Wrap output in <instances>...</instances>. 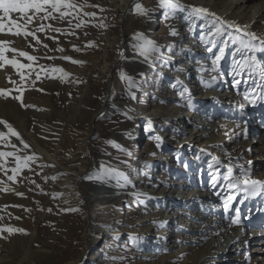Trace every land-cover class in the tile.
Instances as JSON below:
<instances>
[{
	"label": "rangeland",
	"instance_id": "obj_1",
	"mask_svg": "<svg viewBox=\"0 0 264 264\" xmlns=\"http://www.w3.org/2000/svg\"><path fill=\"white\" fill-rule=\"evenodd\" d=\"M243 1L182 3L208 8L223 19L264 35V0L252 1L248 8ZM75 2L83 4L85 0ZM137 3L154 11L147 16L137 14ZM85 12L96 15L85 16ZM17 15L13 14L14 18ZM80 20L84 23L75 28ZM44 22L62 30H48L47 36L37 33L48 48L37 45L31 37L0 34V39L12 41L10 47L40 58L38 64L60 67L70 74L65 79L59 75L42 77L34 86L30 81L24 84L23 104L35 107H24L11 96H0V119L11 123L29 145L24 149L16 137H11V144L17 148L0 141V151L20 156L34 152L38 157L31 164L32 170L24 169L16 182L7 181L0 173V179L14 189L0 191V227L25 229L3 233L7 239L0 238V264H264V194L246 198L245 193L226 188V181L215 187L211 182L218 167L214 157L232 167L236 174L239 166L244 165L251 169L253 178L264 180V101L258 99L253 105L244 99L254 85L247 76H235L232 72L234 59H241L239 53L232 54L238 45L229 43L220 62L221 74L211 71L216 49L207 52L199 39L198 25L203 21L192 25L185 13L165 19L159 0H87L78 18L74 13L73 17ZM34 27L35 24L30 26ZM170 27H175L179 35L171 36ZM124 32L125 60L113 72L116 88L111 109L97 121L98 133L90 139L94 117L120 55ZM135 33H143L160 45H174L172 53L162 48L170 58L168 66L158 62L153 68L145 62L133 49ZM227 38L226 35L219 39ZM89 42H93L92 46ZM59 48L64 51H58ZM8 55L11 57L12 53ZM62 57L84 63H72ZM17 58L29 63L24 57ZM202 65L208 70L201 72ZM178 68L183 71H177ZM121 69L139 82V88L134 89L135 100L127 95ZM212 76L217 77L216 83L206 87L202 80ZM9 77L20 85L15 70L6 66L0 69V88L16 87ZM234 78L242 81L239 86L234 84ZM177 79L190 90L195 107L187 106L180 86L173 87ZM253 79L260 83L258 72ZM12 95L19 93L14 91ZM182 116L185 118L181 119ZM148 120L153 124L151 130H147ZM0 131L7 129L0 125ZM155 136L162 138L159 147ZM109 140L132 155L106 143ZM43 150L53 157L51 161ZM91 155L93 169L87 175L97 172L104 163L126 172L131 185L121 188L114 181L83 178L81 197L79 192L73 193L71 181L78 191L77 179L86 172ZM125 160L127 164L121 163ZM145 163L150 167L145 168ZM40 165L47 166L41 170ZM6 166H15L14 157L8 158ZM219 171L225 173L226 168ZM46 176L49 179L45 180ZM134 192L143 194L142 203ZM57 193L61 195L54 196ZM229 195L235 199L225 211L224 200ZM172 200H177L179 206H170ZM66 208L79 211H61ZM235 209L239 210L240 223L248 227V244L243 239L233 242L232 236L236 234L228 224L236 218ZM116 234L119 239H114ZM130 235L136 239H129ZM214 248L219 252L215 251L212 257Z\"/></svg>",
	"mask_w": 264,
	"mask_h": 264
},
{
	"label": "snow or ice",
	"instance_id": "obj_2",
	"mask_svg": "<svg viewBox=\"0 0 264 264\" xmlns=\"http://www.w3.org/2000/svg\"><path fill=\"white\" fill-rule=\"evenodd\" d=\"M87 6V0L83 4H77L75 0H0V34L5 35H14V36H23L25 39L31 37L37 45H42L44 48H48V45L42 44L40 37L37 33H45L47 36L48 30L55 32H61L59 28H53L51 24L45 23L44 21L55 20V19H66L73 17L74 13L76 18L79 17L80 11ZM92 7H99V5H91ZM159 7L165 10V19H171L176 16L177 13H185L186 19L190 24L195 25L197 21H203L199 24L200 35L199 39L202 44L205 45L207 52L213 53V49H216V52L213 53V58L211 60V71L218 72L220 68V62L225 56V51L229 46V43L233 45H238L235 48V51L232 53L235 56L237 53L240 54L241 59L233 61L232 72L235 76H241L242 74L247 76L248 79L252 80L253 88L251 92H246L244 99L249 103L255 105L257 100L264 101V55L258 56L259 54H264V35H258L255 32L248 31L247 26L241 27L234 21H229L219 17L216 13L211 12L208 8L195 5H185L182 3V0H159ZM103 11V9H101ZM135 11L137 14L147 16L149 13L153 12L154 9L145 8L142 4L137 3L135 6ZM53 13L58 15L54 16ZM13 14H18L15 18ZM85 16H95L96 13H83ZM69 25H71V19L68 20ZM83 20H80L75 24V28H80ZM36 25L34 28H30L32 25ZM193 31L195 29L193 28ZM71 34H75L74 32ZM171 36L179 35L178 30L175 27H170ZM227 35V39H219ZM49 39L57 40L55 36L47 37ZM135 43L133 44V49L138 53L139 56L143 57L145 62L152 65L153 68L156 67V64L159 62L163 66H168L170 58L165 56L162 52V48H166L168 53L174 51L175 46L172 44L169 45H160L156 41L148 38L143 33L134 34ZM12 41L8 39H0V69H4L6 66H11L16 74L19 76L20 85L17 86V81L12 80L9 77V82L16 86L14 88H0V96L12 97L21 102L24 107H35L33 105H24L23 104V93L25 91L24 84L31 82L32 85H35V82L41 80L42 77H51L55 78L56 75H59L61 79L67 78L70 74L67 73L63 68L45 66L38 64L37 56L31 55L28 51H21L15 47H10ZM93 42H89V46H92ZM74 50L80 51L79 48L73 46ZM58 51H64L62 48L57 49ZM183 51V49H181ZM12 53L10 57L8 54ZM245 53H248L245 55ZM17 57H24L29 61V63H23ZM47 59H55V57H47ZM62 59L68 60L72 63H84L83 61L73 60L71 57H62ZM177 71H183L182 68L176 69ZM206 69L203 65L200 67V71L204 72ZM258 72L260 76V83H257L253 79V75ZM35 75V79L32 77ZM143 76V73L140 74ZM120 78L125 81L127 86V95L129 98L136 99V91L134 89L139 88V82L135 77L129 75L125 70H120ZM217 81L216 76H212L209 80L203 81L202 83L206 87H211ZM79 82V81H77ZM234 84L239 86L241 84L240 79L234 78ZM248 80H244V83H247ZM180 86L182 91L180 95L185 99L187 106L189 108L195 107L193 103V97L189 89L183 86V81L177 79L173 87ZM257 89L260 90L257 94ZM18 92L19 95L13 96V92ZM41 91H43L41 89ZM70 95V94H69ZM117 106L114 104L113 108ZM241 110L243 105L240 106ZM125 116L128 115L127 112L124 113ZM0 125H3L7 131H0V141H5L13 149H16L15 144H11V137H16L17 140L23 145L24 149H28L29 145L26 143L21 134L13 127L11 123L7 120L0 119ZM240 127V125H236ZM153 124L151 120L147 122V130H151ZM131 135V133H128ZM227 135V133H226ZM154 139L157 141V147L162 143V138L160 136H155ZM231 139V137H229ZM106 143L112 144L117 149L121 150L125 155L131 156L132 153L127 149L122 148L114 140L106 141ZM19 151V149H17ZM201 152H205L204 149H201ZM155 155V153H151ZM9 157H14V167L8 168L7 162ZM38 159L36 154L20 156L16 152L11 151H0V173H3V176L6 177L7 181L16 182L17 177L20 176L24 169L31 171V164ZM199 159V157H197ZM215 165L217 167V174L211 177L212 185L215 187L216 184L220 181H226L225 187L228 189L235 190L237 193L243 192L247 196H256L264 194V180L256 179L252 177L251 169L245 168L244 165L239 166L238 174L234 173V170L230 166H225L218 157H214ZM123 164H127V161H121ZM248 165L252 164V161H247ZM47 165H40L41 170ZM188 165L185 164V167ZM213 165H209L212 167ZM150 167L145 163V168ZM220 168H226L225 173H220ZM11 172V175H9ZM86 179H97L104 181H114L116 186L121 188H128L131 185V180L126 172L121 171L117 167L109 166L102 163L100 169L97 172L84 177ZM27 179V177H25ZM49 177H45V180ZM51 179H56V177H51ZM35 183V181H32ZM0 185H5L0 187V191L9 192L14 191V189L6 185L4 179H0ZM18 196H24V193L17 192ZM61 195L59 193L54 194V196ZM133 195L136 197L138 202H143L141 200L142 193L134 192ZM235 199L234 195H229L224 200V209L228 211L229 205ZM67 203V201H66ZM7 207V206H5ZM15 207H22L21 205H15ZM51 211V209H48ZM61 211L71 212L79 211L78 208H66L61 209ZM236 218L233 219V223L238 224L239 220V210L235 209ZM3 217H0L2 220ZM16 219H20L16 217ZM164 222H161L163 224ZM7 231L8 233L15 232H24L23 228H14V227H0V238L7 239L3 236V233ZM114 239H119V234L114 236ZM129 239L135 240L136 237L129 236Z\"/></svg>",
	"mask_w": 264,
	"mask_h": 264
},
{
	"label": "bare ground",
	"instance_id": "obj_3",
	"mask_svg": "<svg viewBox=\"0 0 264 264\" xmlns=\"http://www.w3.org/2000/svg\"><path fill=\"white\" fill-rule=\"evenodd\" d=\"M254 2V1H257V0H244L243 2L245 3V5H248L247 6V8L249 7V3L250 2ZM128 6V5H127ZM127 6H126V8H127ZM126 8H125V10H126ZM124 10V11H125ZM189 41V40H188ZM188 41H187V43H188ZM121 49V48H120ZM118 59V58H117ZM3 80V79H2ZM111 81H113V79H112V77L110 76V80H109V86H108V91H107V93H106V95H105V97L103 98V100H102V102H101V104H100V106H99V111H101L103 108H104V106H105V104L107 103V101L109 100H107V95H110L111 94V101H113V97H114V91H115V86H116V83L111 87L110 86V83H111ZM115 82H116V79H115ZM110 101V102H111ZM110 102H109V105H110ZM108 105V106H109ZM112 106V105H111ZM111 109V107L109 108V110ZM98 111V112H99ZM250 111V110H249ZM98 112L96 113V115H95V117H94V121H93V124L96 122L95 121V118L97 117V114H98ZM105 116V115H104ZM188 116V115H187ZM186 116V117H187ZM182 119V118H181ZM172 123V121L169 123V124H171ZM169 124H168V126H169ZM168 126L166 127V128H168ZM92 132H93V130H92ZM92 132H91V134H92ZM259 133V132H258ZM257 133V134H258ZM90 134V135H91ZM256 134V135H257ZM88 139V138H87ZM87 139H86V142H87ZM227 141V140H226ZM261 142H262V145L264 146V141L263 140H261ZM224 145H226V142L224 143ZM244 146H246V148L248 147V145H247V142L246 143H244ZM263 149H264V147H263ZM43 153H45L46 154V156H47V159L49 160V161H51L52 159H53V157L51 156V155H49L46 151H44L43 150ZM89 165H90V162L88 163V166H87V169L85 170V171H87L88 169H89ZM84 173V172H83ZM82 173V174H83ZM81 174V175H82ZM81 175L79 176V178L77 179V189H78V191L76 190V188L74 187V182H72L71 181V183L73 184V185H71L70 187H71V189H73V193H75V192H77V194H78V192H79V194H80V192L81 191H83V189H82V186H81V182H82V179L83 178H81V180H80V177H81ZM80 180V181H79ZM70 183V182H69ZM70 183V184H71ZM69 185V184H68ZM78 194V195H79ZM76 195V194H75ZM80 197H81V194H80ZM172 198V197H171ZM171 203L172 204H170V206H172V207H177V206H179V203L177 202V200H176V202H174L173 200L171 201ZM93 219V218H92ZM254 220V217L251 219V221H253ZM233 220H229V224H228V226H229V228H231L232 230H234L235 231V234H236V236H232V239H233V242L235 243V242H237V241H239V240H244L247 244L249 243V238L247 237V235H246V228L248 229V227L245 225L246 223H238V224H236V223H233L232 222ZM250 223H252V222H250ZM168 229H170V228H168ZM217 242V241H216ZM244 242V243H245ZM215 251H217V250H215V248H214V250H212V252H211V256L213 257L214 255H215ZM217 252H219V251H217ZM205 262V261H204Z\"/></svg>",
	"mask_w": 264,
	"mask_h": 264
},
{
	"label": "water",
	"instance_id": "obj_4",
	"mask_svg": "<svg viewBox=\"0 0 264 264\" xmlns=\"http://www.w3.org/2000/svg\"><path fill=\"white\" fill-rule=\"evenodd\" d=\"M134 1V0H133ZM132 3V2H131ZM129 9V5L127 6V8H126V10L124 11V16H126V14H127V10ZM124 21V20H123ZM124 37H125V39H124V42H123V45H122V47H121V49H120V55H119V58H118V61H117V63L115 64V66H114V68H113V71H112V74H111V77H112V79H113V81H111V83H110V86L112 87L114 84H115V76H114V71L124 62V60H125V40H126V34H125V32H124ZM111 94L110 95H107V103L105 104V106H104V108L101 110V111H99L98 112V114H97V117L95 118V123H94V129H93V132H92V134H91V137H90V139H92L93 137H95L96 136V134L98 133V125H97V121L100 119V118H102L104 115H106L107 114V112H108V110H109V102L112 100L111 99ZM111 99V100H110ZM111 103V102H110ZM109 105V106H108ZM88 142H89V140H88ZM89 151H90V154H92L91 153V149H89ZM93 157H92V155H91V162H90V165H89V169L85 172V173H83L82 175H81V177H80V180H81V178H84L92 169H93ZM79 180V181H80Z\"/></svg>",
	"mask_w": 264,
	"mask_h": 264
}]
</instances>
